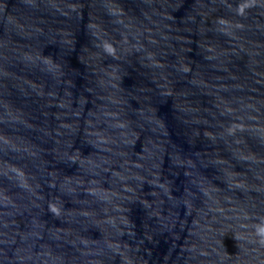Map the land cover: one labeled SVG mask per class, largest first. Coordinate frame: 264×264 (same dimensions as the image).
<instances>
[{
  "label": "water",
  "instance_id": "1",
  "mask_svg": "<svg viewBox=\"0 0 264 264\" xmlns=\"http://www.w3.org/2000/svg\"><path fill=\"white\" fill-rule=\"evenodd\" d=\"M264 0H0V264H264Z\"/></svg>",
  "mask_w": 264,
  "mask_h": 264
},
{
  "label": "clouds",
  "instance_id": "2",
  "mask_svg": "<svg viewBox=\"0 0 264 264\" xmlns=\"http://www.w3.org/2000/svg\"><path fill=\"white\" fill-rule=\"evenodd\" d=\"M257 235L259 237V243L264 246V228L257 229Z\"/></svg>",
  "mask_w": 264,
  "mask_h": 264
}]
</instances>
